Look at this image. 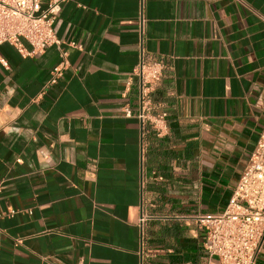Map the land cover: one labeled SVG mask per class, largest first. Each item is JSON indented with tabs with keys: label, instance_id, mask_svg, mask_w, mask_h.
I'll return each mask as SVG.
<instances>
[{
	"label": "crops",
	"instance_id": "0c3cea01",
	"mask_svg": "<svg viewBox=\"0 0 264 264\" xmlns=\"http://www.w3.org/2000/svg\"><path fill=\"white\" fill-rule=\"evenodd\" d=\"M53 30L0 44V264H204L188 217L224 207L264 125V0H64ZM140 47L162 65L141 134Z\"/></svg>",
	"mask_w": 264,
	"mask_h": 264
},
{
	"label": "built area",
	"instance_id": "2783aa9c",
	"mask_svg": "<svg viewBox=\"0 0 264 264\" xmlns=\"http://www.w3.org/2000/svg\"><path fill=\"white\" fill-rule=\"evenodd\" d=\"M62 1L0 0V44L12 46L25 57L58 43L53 24ZM64 57L61 51L59 61L49 71L48 83L61 76L66 67ZM161 68L160 62H147L139 48L133 75L138 84L136 118L140 134L146 119L147 89L158 78ZM124 113L129 114V110ZM147 218L140 208L136 221L140 244ZM188 218L202 230L204 264H257L264 242V125L224 207L217 212L194 213Z\"/></svg>",
	"mask_w": 264,
	"mask_h": 264
},
{
	"label": "rangeland",
	"instance_id": "374dc122",
	"mask_svg": "<svg viewBox=\"0 0 264 264\" xmlns=\"http://www.w3.org/2000/svg\"><path fill=\"white\" fill-rule=\"evenodd\" d=\"M213 260H215V259H213Z\"/></svg>",
	"mask_w": 264,
	"mask_h": 264
}]
</instances>
